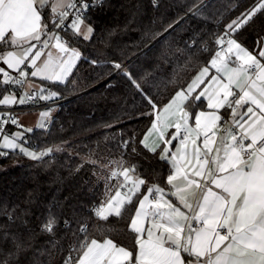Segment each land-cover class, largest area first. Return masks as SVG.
<instances>
[{
    "label": "snow or ice",
    "instance_id": "snow-or-ice-1",
    "mask_svg": "<svg viewBox=\"0 0 264 264\" xmlns=\"http://www.w3.org/2000/svg\"><path fill=\"white\" fill-rule=\"evenodd\" d=\"M48 2L0 0V45L14 49L0 53L4 65L0 75L3 85L13 86V90L31 78L66 82L82 60L81 50L72 47L70 39L87 42L94 35V26L86 23L87 13L100 0H53L51 25ZM153 3L158 7L157 0ZM202 7L195 8L194 16ZM261 11L264 0L224 25V32L215 37L219 49L208 66L202 67L186 88L176 90L162 108L145 77L137 78L123 64L111 63L151 109L144 114L151 124L139 145L168 167L165 179L170 187L166 190L159 183L149 184L137 172L138 165L127 166L124 153L119 160H110L107 181L122 177V182L115 195H107L111 189L106 183L107 198L92 212L107 221L112 216L123 218L132 206L128 229L135 234L134 250L111 238L89 240L85 223L79 228L84 239L72 249L81 253L76 264H264V37L257 42V54L238 38L240 30ZM65 28L71 32L70 39L59 31ZM86 62L94 68L100 63L95 59ZM210 68L216 74L209 76ZM34 98L43 102L61 96L41 87L39 94L4 95L0 105L17 101L25 105ZM201 103H206V108L200 107ZM221 110L229 113L227 119ZM49 114L43 111L40 115ZM9 123L17 126L18 120L9 114L0 123V157L12 152L41 161L53 151L36 150L38 145H32L26 136L33 128L9 132ZM37 127L45 129V124L40 122ZM136 140L133 134L119 147L131 146V154L142 155ZM145 186L146 191L141 192ZM58 223L50 216L40 231L51 236ZM64 224L70 228L72 221ZM12 240L16 253H10L9 258L22 249L18 237ZM64 264H71V258Z\"/></svg>",
    "mask_w": 264,
    "mask_h": 264
},
{
    "label": "trees",
    "instance_id": "trees-1",
    "mask_svg": "<svg viewBox=\"0 0 264 264\" xmlns=\"http://www.w3.org/2000/svg\"><path fill=\"white\" fill-rule=\"evenodd\" d=\"M157 2L158 7L153 0H103L88 10L87 22L94 26V35L87 42L70 39L68 29L61 31L62 35L67 33L65 39H70L71 46L81 50L82 60L63 84L44 82L46 88L59 92L61 99L53 105L45 129L33 127V132L26 134L32 145H38L37 150L53 151L41 161L27 160L0 171V262L64 264L71 258L75 264L81 253L72 249L84 239L79 228L85 223L89 240L111 238L134 250L135 234L128 229L132 206L123 218L112 216L107 221L92 212L104 198L105 184L110 186L114 181L106 179L112 166L108 162L119 160L124 153L127 166L138 165L137 172L149 184L162 187L167 186L168 167L139 145L151 124L144 114L151 109L111 63L119 62L137 78L145 77L158 106L163 105L208 65L218 46L215 37L224 32V25L259 0ZM201 6L194 16L195 8ZM47 15L51 25L48 9ZM174 22L178 23L168 29ZM262 37L264 11L240 30L238 38L248 49L257 51ZM9 48L0 45V53ZM92 59L100 61L95 68L86 62ZM9 89L0 75V98ZM133 134L142 155L131 154V146L119 147ZM19 156L10 152L0 157V162ZM144 191L146 186L141 189ZM50 216L59 222L51 236L40 231ZM65 220L72 221L70 228L65 227ZM13 236L18 237L22 249L18 256L9 258L10 253H16Z\"/></svg>",
    "mask_w": 264,
    "mask_h": 264
},
{
    "label": "crops",
    "instance_id": "crops-1",
    "mask_svg": "<svg viewBox=\"0 0 264 264\" xmlns=\"http://www.w3.org/2000/svg\"><path fill=\"white\" fill-rule=\"evenodd\" d=\"M53 0H49L48 4L46 5V8L49 10L51 16H52V13H51V4H52ZM245 46V45H244ZM72 47H75V46H72ZM246 47V46H245ZM8 50H14L12 48H9ZM250 50V49H249ZM53 51H55L53 49ZM252 51V50H250ZM254 54H257L258 53V50L257 51H253ZM234 59V58H233ZM79 62V61H78ZM77 62V64H78ZM208 66V65H207ZM0 67H4L2 61H0ZM205 67V66H204ZM30 71V70H29ZM200 71V70H199ZM198 71V72H199ZM197 72V73H198ZM196 73V74H197ZM13 75H15V73L13 72L12 73ZM195 74V75H196ZM213 74H216L215 73V69H211L210 68V71H209V76L213 75ZM194 75V76H195ZM193 76V77H194ZM192 77V78H193ZM4 77L1 75V81H3ZM207 79V77H206ZM192 80V79H191ZM190 80V82H191ZM44 82L46 81H41L39 78H31L30 81H26V83L24 84L23 87H21L22 91L20 93V91H17V90H13V88H10L6 93H4L2 95V97L0 99L3 98L4 95H15L17 97L23 95L24 92L26 91H29V90H35L38 94H39V89L41 87H46V85L44 84ZM47 83H60V82H47ZM31 84V87L29 86ZM187 85L184 87L186 88ZM199 91V90H198ZM44 94H47V93H44ZM53 101V100H52ZM45 102H50V101H45ZM167 103V102H166ZM165 103V104H166ZM16 104H19L18 101ZM13 104H9V105H1V106H11ZM164 105V104H163ZM163 105H160L158 106L159 108H162ZM200 107L202 108H206V103H201ZM43 111H49L50 114L48 117H51L52 114H53V105L49 106V107H45V108H42V109H38V110H32V111H20V112H16L15 115L16 117L18 118V120L20 121V125L17 126V127H14L12 128L13 131H20L22 129H25V128H33V127H37V125L40 123V122H43L45 123V121L48 120V117H42L40 114L43 112ZM221 114L228 117L229 113H225L224 110H221ZM174 129H169V131H173ZM112 166L110 167V170H111ZM122 182V177L119 178V180H114L113 183L109 186L111 191L109 193H107V195H115V191H116V187L118 186V184ZM170 186H166V190L169 189ZM122 191H124L122 189ZM107 196H106V192H105V195H104V198L102 201L106 200ZM138 203V202H137ZM186 211V210H185ZM105 239V238H103ZM103 239H97V240H100V241H103ZM79 259V257H78ZM77 259V260H78ZM76 260V261H77ZM76 264V262H75Z\"/></svg>",
    "mask_w": 264,
    "mask_h": 264
},
{
    "label": "built area",
    "instance_id": "built-area-1",
    "mask_svg": "<svg viewBox=\"0 0 264 264\" xmlns=\"http://www.w3.org/2000/svg\"><path fill=\"white\" fill-rule=\"evenodd\" d=\"M103 0H100L99 3H95L92 5V7L100 4ZM76 0H73V3H75ZM58 22V21H57ZM67 28L65 29H62V30H59L60 32L61 31H64L66 30ZM219 49V46L216 47V51ZM12 74V73H11ZM10 88H13V86H9ZM18 91H22L21 87L18 86ZM35 90H29V91H26L24 92L23 94L25 93H31ZM38 94V93H37ZM60 100H53V101H50V102H38V98H34L32 101H30L29 103H26L25 105H19V104H15V105H11V106H1L0 105V123H2L4 120H6L8 118V115L11 114V115H15L16 112H20V111H32V110H38V109H42V108H45V107H49L51 105H55L56 103H58ZM17 118V117H16ZM52 117L48 118L47 121H45L44 124H48L49 123V120L51 119ZM225 119H227V117L225 116ZM18 120V118H17ZM20 125V121L18 120V125ZM17 126H12L10 123L7 125V131L9 132H12L14 127H17ZM132 164H129V166H131Z\"/></svg>",
    "mask_w": 264,
    "mask_h": 264
},
{
    "label": "rangeland",
    "instance_id": "rangeland-1",
    "mask_svg": "<svg viewBox=\"0 0 264 264\" xmlns=\"http://www.w3.org/2000/svg\"><path fill=\"white\" fill-rule=\"evenodd\" d=\"M86 23H88L87 20H86ZM48 118H50V117H48ZM37 151H39V150H37ZM27 160H30V159L25 157V156H23V155H21L19 157L14 158L13 160L0 162V171H3V170L8 169L10 167L19 165V164H21V163H23V162H25Z\"/></svg>",
    "mask_w": 264,
    "mask_h": 264
}]
</instances>
